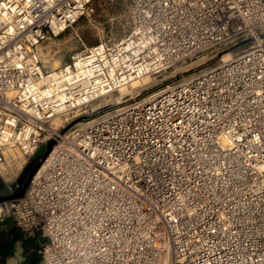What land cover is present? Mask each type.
Instances as JSON below:
<instances>
[{
	"label": "built area",
	"instance_id": "built-area-1",
	"mask_svg": "<svg viewBox=\"0 0 264 264\" xmlns=\"http://www.w3.org/2000/svg\"><path fill=\"white\" fill-rule=\"evenodd\" d=\"M130 1L127 33L51 71L39 44L94 0H0V161L8 146L24 155L0 193L56 141L24 195L5 198L13 220L39 264H264V0ZM211 48L229 55L61 128Z\"/></svg>",
	"mask_w": 264,
	"mask_h": 264
},
{
	"label": "rangeland",
	"instance_id": "rangeland-1",
	"mask_svg": "<svg viewBox=\"0 0 264 264\" xmlns=\"http://www.w3.org/2000/svg\"><path fill=\"white\" fill-rule=\"evenodd\" d=\"M93 9L81 16L72 26L57 35H49L39 45V55L46 70H53L67 62L71 55L84 45H92L101 39L115 40L127 33L133 25V12L130 0H94ZM249 43L244 42L232 48L231 52L245 48ZM211 48L201 51L197 55L187 58L165 71L151 74L150 78L139 80L136 85L127 84V91L117 89L103 95L90 104L85 110L66 121L61 128L73 124L79 126L86 119L95 116L107 108L118 106L139 96L153 91L167 82L175 80L181 74H191L217 62L221 56L227 55L229 50ZM17 149V148H16ZM12 185V184H11ZM0 182V191H2ZM2 193H0V196Z\"/></svg>",
	"mask_w": 264,
	"mask_h": 264
},
{
	"label": "water",
	"instance_id": "water-1",
	"mask_svg": "<svg viewBox=\"0 0 264 264\" xmlns=\"http://www.w3.org/2000/svg\"><path fill=\"white\" fill-rule=\"evenodd\" d=\"M56 141L48 135L41 142L11 185L14 192L0 196V264H34L43 258L42 246L26 251L16 228L5 198L23 196L30 186L22 191L38 165ZM45 241V237L40 238Z\"/></svg>",
	"mask_w": 264,
	"mask_h": 264
},
{
	"label": "bare ground",
	"instance_id": "bare-ground-1",
	"mask_svg": "<svg viewBox=\"0 0 264 264\" xmlns=\"http://www.w3.org/2000/svg\"><path fill=\"white\" fill-rule=\"evenodd\" d=\"M228 55L229 54L227 53V55H224L223 57H228ZM54 70L55 69H53L52 71ZM149 78H150V75L145 74V75H142L140 78L131 80L129 83L131 85H136L137 82L140 83L139 81L140 79L145 82V80L147 81V79ZM127 87H128L127 84H125V85L120 86L118 89H121V92L125 93L128 89ZM2 151L4 153V158H2V160L0 161V173L5 178V180H7L13 177L17 173L18 169L24 162V155H23V150L18 147L13 148L11 146H8L6 149L2 148ZM12 162H14L15 167H12L11 165Z\"/></svg>",
	"mask_w": 264,
	"mask_h": 264
},
{
	"label": "flooded vegetation",
	"instance_id": "flooded-vegetation-1",
	"mask_svg": "<svg viewBox=\"0 0 264 264\" xmlns=\"http://www.w3.org/2000/svg\"><path fill=\"white\" fill-rule=\"evenodd\" d=\"M14 223H15V221H14ZM15 225H16V223H15ZM16 228H18L17 225H16ZM18 229H19V228H18ZM19 230H20V229H19ZM20 231H21V230H20ZM21 233H22L21 240H22V242H23V245H24V247H25V250H26V245H30V247H29L26 251H29V250L34 249L35 247L32 246V244H33V242L35 241V238H34V237H30V236H26L22 231H21ZM39 262H40V261H36L34 264H39Z\"/></svg>",
	"mask_w": 264,
	"mask_h": 264
},
{
	"label": "trees",
	"instance_id": "trees-1",
	"mask_svg": "<svg viewBox=\"0 0 264 264\" xmlns=\"http://www.w3.org/2000/svg\"><path fill=\"white\" fill-rule=\"evenodd\" d=\"M18 232H19V235L20 237H22V233L21 231L17 228ZM38 245V241L35 239V241L33 242L32 246H34L35 248L37 247ZM30 247V245H26V250ZM37 261H40V259H38Z\"/></svg>",
	"mask_w": 264,
	"mask_h": 264
}]
</instances>
